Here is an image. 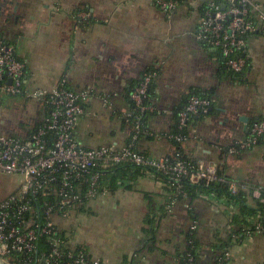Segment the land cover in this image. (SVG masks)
<instances>
[{"label": "crops", "instance_id": "crops-1", "mask_svg": "<svg viewBox=\"0 0 264 264\" xmlns=\"http://www.w3.org/2000/svg\"><path fill=\"white\" fill-rule=\"evenodd\" d=\"M255 2L264 12V0ZM83 9L92 21L75 16ZM199 20L191 6L169 16L154 0H0V41L14 45L25 62L26 90H51L65 78L73 90L90 92L74 132L85 148L127 144L133 132L130 94L149 70L157 71L147 120L154 137L141 139L139 147L152 157L175 152L167 134L188 96L209 94L213 111L190 122L186 155L206 168L219 166L235 181L264 187V147L226 152L248 135L254 118L264 116V36L248 40L249 69L235 78L198 39ZM44 115L38 102L6 96L0 133L24 137ZM242 118L249 119L247 129ZM165 190L162 180L146 173L103 193L91 213L63 223L68 239L103 264H182L196 222L199 264H215L224 249L230 256L223 264H264V233L233 237L259 215L238 220L239 205L212 195L168 204ZM149 215L157 224L154 240L146 233ZM75 221L77 231L69 229ZM224 241L228 247L221 249Z\"/></svg>", "mask_w": 264, "mask_h": 264}, {"label": "built area", "instance_id": "built-area-1", "mask_svg": "<svg viewBox=\"0 0 264 264\" xmlns=\"http://www.w3.org/2000/svg\"><path fill=\"white\" fill-rule=\"evenodd\" d=\"M156 6L173 15L181 6L203 9L200 15L198 39L214 49H221L225 66L231 72L240 73L247 66V58L241 56L246 49L244 35L261 32L264 36V12L255 0H154ZM258 12L256 19L249 16L250 9ZM75 16L83 22L93 20L87 10ZM157 74L146 73L132 90L130 97L135 116V129L142 128V114L152 108L144 104L150 84ZM26 64L21 60L14 45L0 41V111L6 96H23L44 107L45 115L39 127L24 137L0 133V173L18 175L20 187L0 200V258L4 264H103L94 259L83 246H74L68 235L66 221L74 213L89 212L100 196L96 190L103 170H108L126 160L136 166L155 169L170 177L173 184L188 175L192 183L206 181L208 184L222 180L217 168L204 167L201 163L194 169L179 158L170 163L166 158L146 156L135 151L134 143L122 147L115 145L83 148L75 139V129L84 113L83 103L90 98L88 91L77 92L69 87L64 78L51 90H26ZM212 101L201 96H191L180 114L181 127L194 116L208 114ZM132 117V113L128 118ZM247 137L229 146L231 155L256 146L264 134V121L250 126ZM179 143H185L183 135H167ZM138 133L133 136V141ZM247 186L230 184V192L236 194ZM181 193V187L177 188ZM264 187L256 186L252 198L264 202ZM214 197V195H212ZM84 210V211H82ZM64 223V224H63ZM243 229V234L264 233L261 224ZM197 230L196 222L189 234ZM190 240L187 245H191ZM222 253V252H221ZM225 251L215 264L229 260ZM181 263L193 264L194 257L186 249Z\"/></svg>", "mask_w": 264, "mask_h": 264}, {"label": "trees", "instance_id": "trees-1", "mask_svg": "<svg viewBox=\"0 0 264 264\" xmlns=\"http://www.w3.org/2000/svg\"><path fill=\"white\" fill-rule=\"evenodd\" d=\"M215 2L219 3V2H221V0H215ZM83 10H86V9H83ZM195 10H197V9H195ZM203 10H204V8L203 9L199 8L198 13L201 15V13H203ZM257 15H258V12L251 8L250 12H249V16H251V18H253V20H255ZM198 30H199V25H198ZM254 35H263V34L261 32H259V33L252 34V35H244L243 39L247 43L248 40ZM205 45L207 48H211L215 51L217 57L221 61L222 66L224 67V69H226L228 71V73L231 76H233L235 78H242L244 76L245 72H247V70L249 69L250 64H249V59L247 58V46H246V49L244 50V53L241 52V56L245 55V57L247 58V66L243 70V72L236 73V72H231L225 66V60H224L223 55L221 53V49H219V48L214 49L211 46H208L207 44H205ZM148 73H150V74L156 73L157 74V71L156 70H149ZM155 83H156V78L153 80V82L149 86L147 97L144 99L145 105H152L151 97L153 94ZM136 86H134L133 89ZM194 95L206 97V98L210 99V96L207 93L199 92V93L190 94L188 96L187 100L177 109L176 118H175L176 119L175 125L172 128V130L170 131V133H168L167 135H173V136L183 135L186 137V142L189 140L190 122L193 119H195L196 117H201L203 115L191 117L186 122V124L181 127V125H180V114L184 110V108H185L188 100L190 99V97L194 96ZM212 104H213V102H212ZM212 104H211V107H213ZM132 105H133V103H132ZM209 113H210V111L208 112V114ZM136 114H137V112H135V110L133 109L132 110V117H130L128 119V121H130L132 123L133 132H132L131 138L129 139L127 144L134 143L135 146L133 149L135 151L140 152L141 154H144L146 156H151L150 154H148L144 151H141V149L139 147V141L141 139H144V138L150 139V138L154 137L153 132L149 129V127L147 125L148 117L151 114L146 112V113L141 115L142 116V119H141L142 128L140 130L135 129V116H136ZM204 115H207V114H204ZM263 121H264V116L254 118L252 120L250 126H252L255 123H261ZM39 125H38V127H39ZM137 133H138V137L135 141H133V136H135ZM249 133H250V131L248 132V135H249ZM169 140L171 141V143L175 147V152L172 155H169L168 157H166V159H168L170 163H174L177 159L181 158V159L185 160L187 164H189L190 166H193L194 169H196L199 166L200 163L198 161H196L192 158H189L186 155V153L184 151V145L186 144V142L185 143H179L175 139H169ZM260 146L264 147V134L258 138V143L256 144V146H253L250 149H253L255 147H260ZM83 148H85V147H83ZM250 149H247V150H250ZM247 150H244V151H247ZM241 152H243V151H241ZM155 158H157V157H155ZM146 173L154 174V176L156 178L163 181V183L165 184V188H166L165 191L167 193L166 197L168 199V204L169 203L171 204L175 200H178V201L179 200H187V201L192 203L194 200L199 199L203 195H214L216 198H218L220 200L229 201V202L235 203L236 205H239L241 207L240 215L237 218L238 220L242 219V217L244 218L245 215H247L246 218L249 216L259 215V217L257 219L258 221L256 223L261 224L262 227L264 228V202H262L260 200H255L252 198L253 188H255L256 186H260V185H255V184H252L250 182L235 181V180L231 179L230 177H228L227 175H225V173L222 171L221 168H219V166H217V176L219 178H221L222 180H217V181L211 182L209 184L204 180L200 181L198 183H192L189 176L185 175V176H182L180 178L178 183L173 184L170 181L169 176L164 175L155 169H149V168H146L143 166H136L131 161L126 160L123 163L116 165V166H114L108 170H103V175H102L101 179H99V181H98V184L96 186V190L98 192V195H102L105 192H110V193L114 192L121 185H124L127 182H135L138 178L144 177L146 175ZM231 183H237L238 185H241V186L244 185L245 187L247 186V190L240 188L236 194H232L230 192V184ZM178 187L179 188L181 187V193L177 189ZM263 197H264V195H263ZM91 210L89 211L90 213L92 212ZM82 211H84V210H82ZM83 213H85V212H83ZM238 220H235V221H238ZM146 223L148 225V228L146 229V233L151 238V240H154L155 235H156V230H157V224H156L155 219L153 218L152 215L148 216V218L146 219ZM255 226H256L255 223L249 224V225L247 224L246 226L241 227L239 230H236L233 233L236 235H241L243 233V231H242L243 229H245L247 227H252V231H253ZM67 230L61 232L62 237H65L66 234H68ZM190 240H193V243L191 245L190 244L187 245V249H190V252H191L192 256L194 257L193 264H199L198 263L199 243L197 241V233L196 232L194 234L188 235L187 243H189ZM227 243L225 241L222 243L220 242L219 246L221 247V249H224L225 247L227 248L228 247ZM225 251H226V249H224L222 251V253L217 255L216 261L219 260V257L222 256ZM183 257H184V255L182 257H180V259H183ZM182 264H185V263L182 262Z\"/></svg>", "mask_w": 264, "mask_h": 264}, {"label": "rangeland", "instance_id": "rangeland-1", "mask_svg": "<svg viewBox=\"0 0 264 264\" xmlns=\"http://www.w3.org/2000/svg\"><path fill=\"white\" fill-rule=\"evenodd\" d=\"M21 177L18 175H8V174H4V173H0V199H2L3 197H5L7 194H10L14 191H16L21 184ZM74 215L78 216L79 218H81L82 215H86V214H82V213H74ZM77 220V218L75 219ZM67 223V221H66ZM77 221H75V224L73 227L69 228V229H75L74 231H77L78 226H77ZM68 227H70L68 225Z\"/></svg>", "mask_w": 264, "mask_h": 264}, {"label": "water", "instance_id": "water-1", "mask_svg": "<svg viewBox=\"0 0 264 264\" xmlns=\"http://www.w3.org/2000/svg\"><path fill=\"white\" fill-rule=\"evenodd\" d=\"M210 111H213V108L211 107ZM242 120L247 124L245 129L248 128L249 119L248 118H242ZM0 264H4L3 261L0 258Z\"/></svg>", "mask_w": 264, "mask_h": 264}]
</instances>
